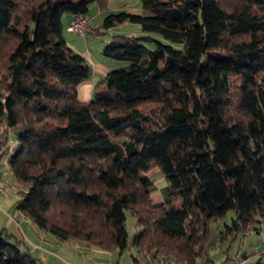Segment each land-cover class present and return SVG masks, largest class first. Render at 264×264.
<instances>
[{
    "label": "trees",
    "instance_id": "16d2710c",
    "mask_svg": "<svg viewBox=\"0 0 264 264\" xmlns=\"http://www.w3.org/2000/svg\"><path fill=\"white\" fill-rule=\"evenodd\" d=\"M92 3L105 12L94 30L137 23L142 34L112 33L103 52L123 63L83 102L91 66L63 31ZM107 9L0 0V142L16 130L7 164L23 187L14 208L83 250L130 245L137 260L199 264L212 219L235 213L221 239L264 220V0ZM153 167L165 179L158 202ZM126 209L138 228L130 243ZM20 242L0 227V264H40Z\"/></svg>",
    "mask_w": 264,
    "mask_h": 264
},
{
    "label": "rangeland",
    "instance_id": "374dc122",
    "mask_svg": "<svg viewBox=\"0 0 264 264\" xmlns=\"http://www.w3.org/2000/svg\"><path fill=\"white\" fill-rule=\"evenodd\" d=\"M97 9H98L97 4L92 3L89 6V12H88L89 16L94 17V14L97 12ZM121 9L122 10L128 9L135 13H142L141 0H108V9L106 13L115 12ZM103 16L104 14L103 15L101 14V16L97 18L94 17L93 25L95 26L98 25L102 21ZM91 30L92 28L90 29V31ZM88 32H86V34ZM114 32L127 33L136 36L142 34V31L140 30V27L137 23H122L108 29L101 28L98 32H95L93 34H88L87 36L89 40L94 39L96 40L95 42L102 43L104 45L102 51H104L107 42L106 39L110 37ZM101 40L103 42H101ZM147 46L150 49H152L154 47V44L147 43ZM94 47L95 48L98 47L97 44H95ZM84 58L87 60L86 57ZM113 61L118 62L119 65H121L120 62L123 63V61H115V60ZM15 131H16L15 129H12L8 132L9 145L11 143H16ZM6 149L7 148L5 146V151L3 153V156L0 158V169H2V177H1L2 181H0V185L4 187L6 190L0 193L3 196H6L8 200H10V198H13L16 199L17 201L20 195L19 191L23 187L15 179L13 172L9 168V165L4 161L6 158L5 156ZM147 174L151 177V179L153 180V184L155 186L152 195L153 201L158 202L160 197L159 196L154 197V196H157L155 195V193L158 194L159 191H161L160 189L165 184V179L162 173H160L156 167L151 168L147 172ZM1 204H4V202H1ZM17 214L23 216L18 212ZM125 216H126L125 226L128 232V242L130 243L132 237L134 236L138 228L135 223V218L129 209L125 210ZM234 217H235L234 211L229 210L223 216L217 217L210 221V223L208 224V234L205 242L206 245L205 254L200 258L199 264H226L227 262L225 261L226 256H229L230 258L233 254H238L240 256V259L245 260V258H243L242 256L243 253L247 254V261L244 264H264V220L258 218L251 221L249 228L247 229V231L244 232V235L238 233L236 237L233 239L230 238L221 239L220 233L224 229V225L226 223L231 224L232 219ZM28 221L30 222L31 225H33L37 229L39 233L37 234L34 232L33 236L30 235L28 237L27 236L24 237L23 234L20 232L19 228H17L15 236L17 237L18 240H21L19 244L20 250L30 253V255L36 258L40 264H52V261L54 263V259H53L54 257L52 256L53 250L55 251L60 250L59 252H63V249L60 248L57 244L50 242L51 241L50 239H52L51 237L52 235L50 233H46L42 229L38 228L32 219L28 218ZM30 239L32 240L35 239L38 243H34ZM14 240L15 238L12 239V241ZM71 242H76V241H71ZM63 245H65L66 247L70 246L69 242L63 243ZM42 248H45L46 249L45 251L49 250L48 253L43 254L42 253L43 251L41 250ZM128 249L133 250V246L129 245L127 247V250ZM205 257H208L209 260L208 261L206 260V262L202 263V259H204ZM169 260L170 261L172 260L170 264H176L174 262V259L170 258L168 259V261Z\"/></svg>",
    "mask_w": 264,
    "mask_h": 264
},
{
    "label": "crops",
    "instance_id": "0c3cea01",
    "mask_svg": "<svg viewBox=\"0 0 264 264\" xmlns=\"http://www.w3.org/2000/svg\"><path fill=\"white\" fill-rule=\"evenodd\" d=\"M101 14L103 15L104 12H101L97 9V12L94 14V17L95 18L100 17ZM94 17L89 16V22L93 28L92 32H89L84 36L79 35L75 32L68 31L66 29L68 18H65L64 31H63V36L66 43L72 49L80 53L83 57H86L87 58L86 61L91 66V76L88 79L81 82L77 87L78 98L83 102H88L91 99L95 84L99 80H101L109 70L119 66L118 62H114L111 58L107 57L104 54V52L102 51L104 45L102 43H97L95 42L96 40L94 39H90V40L88 39L87 36L88 34H93L99 31V30L98 31L94 30V28L99 25V24L96 26L93 25ZM109 38L110 37L106 39L107 42ZM101 42L103 41L101 40ZM95 44H97L98 47L95 48L94 47ZM8 132L6 139V147H7L5 153L6 158L4 160L6 163H7L8 155L12 154L18 145L17 142L11 143L10 145L8 144ZM1 177H2V169H0V181H2ZM164 187L165 184L161 187L160 189L161 191H159L158 194L155 193V195L157 196L154 197L159 196L160 197L159 200H161L163 195L162 191ZM1 202H4V204H1ZM15 203H16V199L10 198V200H8L6 196H3L0 193V204H1L0 227H3L6 231H8L14 236L16 235L15 233L17 228H19L20 232L23 234L24 237L26 236L28 237L30 235L33 236L34 232L38 234L39 232L37 231V229L33 225H31L30 222L28 221V217L25 216L23 217L17 214L16 210L14 209ZM51 237L52 239H50L51 240L50 242L57 244L60 248L63 249V252H59L60 251L59 249H58L59 251L53 250L52 256L54 257L53 258L54 263L52 261V264H95L96 262L99 261H107L110 262L111 264H156V263L161 264L162 263V261L158 260L161 259L162 257H159L153 261H149V259L148 260L134 259L133 254L135 255V257L139 256L138 252H136L134 247L133 250L131 249L127 250V247L122 250L114 249L111 251H107L95 247H91L88 248L87 250H83V247L77 242L59 241L53 235ZM30 240L34 243H38L35 239L33 240L30 239ZM67 242H69L70 246L66 247L65 245H63V243H67ZM41 250L43 251L42 252L43 254H46L49 251V250L45 251L46 250L45 248H42ZM228 258L229 256H226L225 261H228ZM245 261H247V256L245 258ZM171 262L172 260L171 261L169 260L167 264H170Z\"/></svg>",
    "mask_w": 264,
    "mask_h": 264
},
{
    "label": "built area",
    "instance_id": "2783aa9c",
    "mask_svg": "<svg viewBox=\"0 0 264 264\" xmlns=\"http://www.w3.org/2000/svg\"><path fill=\"white\" fill-rule=\"evenodd\" d=\"M66 29L71 32H75L79 35L84 36L86 32L90 31L91 25L89 22V19L86 17L81 16H74L69 23L66 25ZM3 143V142H1ZM0 143V158L2 157L4 151H5V145L4 143ZM5 191V188L0 185V192ZM245 260L240 259V256L238 254H233L229 260L226 262V264H244ZM95 264H111L107 261H99Z\"/></svg>",
    "mask_w": 264,
    "mask_h": 264
}]
</instances>
